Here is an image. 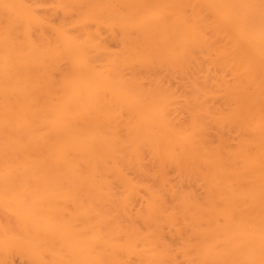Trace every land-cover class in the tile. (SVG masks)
<instances>
[{"label":"bare ground","instance_id":"obj_1","mask_svg":"<svg viewBox=\"0 0 264 264\" xmlns=\"http://www.w3.org/2000/svg\"><path fill=\"white\" fill-rule=\"evenodd\" d=\"M16 258L264 264V0H0Z\"/></svg>","mask_w":264,"mask_h":264},{"label":"rangeland","instance_id":"obj_2","mask_svg":"<svg viewBox=\"0 0 264 264\" xmlns=\"http://www.w3.org/2000/svg\"><path fill=\"white\" fill-rule=\"evenodd\" d=\"M16 259H19V258H16ZM15 259V260H16ZM24 263H26L25 261H24ZM22 261H20V259L19 260H17V261H15L13 264H24ZM27 264V263H26Z\"/></svg>","mask_w":264,"mask_h":264}]
</instances>
